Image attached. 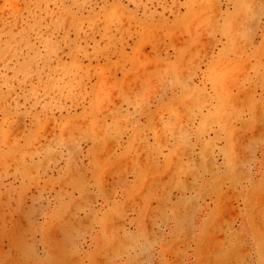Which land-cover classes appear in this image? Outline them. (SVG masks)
<instances>
[{
    "label": "rangeland",
    "instance_id": "1",
    "mask_svg": "<svg viewBox=\"0 0 264 264\" xmlns=\"http://www.w3.org/2000/svg\"><path fill=\"white\" fill-rule=\"evenodd\" d=\"M5 21L0 264H264V0H0Z\"/></svg>",
    "mask_w": 264,
    "mask_h": 264
},
{
    "label": "bare ground",
    "instance_id": "2",
    "mask_svg": "<svg viewBox=\"0 0 264 264\" xmlns=\"http://www.w3.org/2000/svg\"><path fill=\"white\" fill-rule=\"evenodd\" d=\"M10 1V0H9ZM12 1V0H11ZM58 1V0H57ZM17 2V1H16ZM47 2V1H46ZM56 2V1H55ZM262 2V1H261ZM18 3V2H17ZM57 3V2H56ZM66 3V2H65ZM64 3V4H65ZM108 4V3H107ZM120 5V4H119ZM109 6H111V5H109ZM112 8H110L109 7V9L108 10H105V12L106 13H104V15L107 17V16H113V14H108L109 13V10H110V12L113 10V11H115L114 9L115 8H117L118 9V7H120V9H122L123 7L122 6H118V3L116 4V3H114V4H112ZM31 8V7H30ZM63 8H64V6H63ZM73 9V8H72ZM125 9H127V8H125ZM121 10V14L119 15L120 17L122 16V15H124L125 13H126V10ZM60 10V9H59ZM61 11H63V10H61ZM61 11H59V14L61 15V16H64L63 14V12H61ZM112 11V12H113ZM120 11V10H119ZM40 14V13H39ZM75 14V13H74ZM127 14H129L130 15V17L131 16H135L134 15V13L133 12H129V13H127ZM52 15V14H51ZM51 15H49V17H52ZM40 16V15H39ZM69 16V15H68ZM74 16V15H73ZM13 17H15V18H13V21H17L18 19H20V20H22L23 19V15H19V14H14V16ZM29 17H31V18H33L35 21H37V20H39L38 19V16H37V14L36 13H33V12H30V14H29ZM48 17V16H47ZM115 17V16H114ZM114 17H110V18H108V19H113ZM117 17V16H116ZM116 17H115V19H116ZM54 18V17H53ZM66 18V17H65ZM65 18H63V20L65 19ZM69 18H70V16H69ZM75 18V17H74ZM92 18V17H91ZM134 18V17H133ZM47 19V18H46ZM68 19V18H67ZM82 19V18H81ZM86 19V18H85ZM107 19V18H106ZM114 19V20H115ZM45 20V19H44ZM62 20V21H63ZM70 20V19H69ZM139 20H141L142 21V23L140 24V26L142 27V28H147V27H149L151 24H149L148 22H149V18H145V19H139ZM13 21H5V22H2V23H0V31L1 32H4L6 35H7V41L5 42V46H1L0 47V63L1 64H4L5 63V60H8L11 56H13V54H14V49H17V47H9V45L10 44H12V46H16L15 44H17V43H21V41H20V39H19V37L20 38H22L23 37V35L26 33V30H24V29H19L17 32H16V34L14 35V34H12V33H10V24L13 22ZM73 21V20H72ZM75 21V20H74ZM73 21V22H74ZM77 21H79L78 19H77ZM140 21V22H141ZM64 22V21H63ZM83 22V21H82ZM66 23H67V21H66ZM66 23H63L64 25L66 24ZM111 23V22H110ZM69 24V23H68ZM75 24V23H74ZM107 24H109L108 22H107ZM58 25V24H57ZM165 25V24H164ZM71 26V25H70ZM74 26V25H73ZM57 27V26H56ZM64 27V26H63ZM152 27V26H151ZM68 28V27H67ZM108 28V27H107ZM156 28V27H155ZM150 29H152V28H150ZM159 29H161V28H159ZM108 30V29H107ZM234 31V30H233ZM80 32V31H79ZM163 32H164V30H163ZM165 32H167V31H165ZM165 32H164V34H165ZM168 33V32H167ZM166 33V34H167ZM138 34H140V33H138ZM147 34H148V30H145V32L143 33V36H141L142 38H144V41H146L147 40ZM165 34V35H166ZM232 34H234V33H232ZM78 36V35H77ZM79 36H80V33H79ZM149 36V35H148ZM152 36V35H151ZM241 36V35H240ZM153 37H154V35H153ZM166 37H167V35H166ZM234 37V36H233ZM232 37V38H233ZM238 38H239V35L237 36ZM138 38H140V37H138ZM150 38V37H149ZM141 39V38H140ZM139 39V40H140ZM152 39H154V38H152ZM142 40V39H141ZM239 40V39H238ZM242 40H244V39H242ZM147 41H149V40H147ZM155 41V40H154ZM240 41V40H239ZM68 42V41H67ZM77 42V41H76ZM138 42V41H137ZM229 42V41H228ZM249 43V42H248ZM71 44H73V43H71ZM76 44V43H75ZM246 44V43H245ZM241 45V44H240ZM70 47V46H69ZM74 48H75V46H73ZM73 47H71V48H73ZM140 46H138V44H136V46H135V49H134V52H136V53H139L140 52V48H139ZM227 47H228V44H227ZM12 48H14V49H12ZM34 48V47H33ZM32 51H36V50H34V49H31ZM77 50V49H76ZM16 51V50H15ZM18 51V50H17ZM80 51V50H79ZM73 52V51H72ZM77 52V51H76ZM133 52V53H134ZM31 53V52H30ZM157 53V52H156ZM72 54H74V53H72ZM76 54V53H75ZM74 54V55H75ZM78 54V53H77ZM77 56V55H76ZM29 57V59H30V61L29 62H35V60H36V58H33V57H31V56H28ZM137 57V56H136ZM33 58V59H32ZM133 58H134V54H133V57H132V59L131 60H133ZM155 58V57H154ZM72 59H74L73 57H72ZM135 59V58H134ZM146 59V58H145ZM137 60V59H136ZM46 62H47V59H46ZM36 63V62H35ZM72 63V62H71ZM48 63H46L45 65H44V68L46 67V65H47ZM23 72V71H22ZM148 73H149V71H148ZM147 73V74H148ZM150 75V74H149ZM155 75V74H154ZM159 75V74H158ZM157 75V77H159ZM41 76V75H40ZM102 78V77H101ZM52 79V78H51ZM50 79V80H51ZM103 79V78H102ZM147 79V78H146ZM155 79V78H154ZM102 80H100V82H101ZM100 84V83H99ZM156 85V84H155ZM164 85V84H163ZM47 86V85H46ZM50 86V85H49ZM99 86H101V85H99ZM102 87V86H101ZM100 90V89H99ZM54 91V90H53ZM95 93V92H94ZM99 93V92H98ZM132 93H133V90H132ZM96 94H97V92H96ZM96 94H94V96L96 95ZM131 94V93H130ZM99 97V96H98ZM97 100H98V98H97ZM94 101H96L95 99H94ZM101 101V100H100ZM177 138V137H176ZM107 177V176H106ZM164 212V211H163Z\"/></svg>",
    "mask_w": 264,
    "mask_h": 264
}]
</instances>
